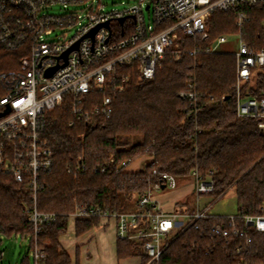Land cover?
<instances>
[{
    "label": "built area",
    "instance_id": "obj_1",
    "mask_svg": "<svg viewBox=\"0 0 264 264\" xmlns=\"http://www.w3.org/2000/svg\"><path fill=\"white\" fill-rule=\"evenodd\" d=\"M259 3L264 0H132L121 8L106 10L102 0H0V48L27 52L18 68L0 74V174L10 175L28 187L33 206L26 208L27 220L36 236L57 216L37 208L39 194L48 186L42 182L41 174L53 165V151L43 136L46 112L68 101L77 121L109 118L112 94L125 91L132 75L152 79L169 52L180 58L181 50H171L179 32L209 41L208 20L216 11H233L237 32L222 34L189 53L235 56L236 116L256 119L264 134V48L254 50L242 37L250 21L245 8ZM57 5L68 9L63 14L44 13ZM164 24L167 26L158 30ZM231 38L237 39L238 50L222 52L221 46ZM71 48L74 49L63 57ZM91 92L104 96L88 107L91 102L86 95ZM181 96L197 116L201 101L195 78L188 81ZM128 163L123 161L119 167L127 170ZM112 165L111 159L96 170L103 173ZM84 170L82 164L67 168L75 176ZM153 174L158 175V171L153 170ZM212 174L213 171L203 176L197 169L192 171V211L165 212L149 189L139 196L136 210L112 212L102 205H76L69 218L74 222L99 218L104 225L113 222L117 239L143 242L142 252L147 257L143 264H159L171 242L189 229L199 234V246L205 243L206 255L224 242L232 247L236 264H264L250 258L254 243L250 231L264 233V203L256 215L239 206L237 214H210L213 202L202 203V199L213 191ZM161 181L159 186L163 184L165 188L177 186L175 177L166 173L161 175ZM43 247L35 238L29 255L33 264H46Z\"/></svg>",
    "mask_w": 264,
    "mask_h": 264
},
{
    "label": "trees",
    "instance_id": "obj_2",
    "mask_svg": "<svg viewBox=\"0 0 264 264\" xmlns=\"http://www.w3.org/2000/svg\"><path fill=\"white\" fill-rule=\"evenodd\" d=\"M250 21L242 30L243 40L254 50L264 48V3L245 8ZM164 24L158 28L163 29ZM209 41L192 38L179 32L171 50H181L179 59L169 52L152 79H140L136 74L123 92L112 94L113 111L109 118L91 122L77 121L70 104L45 114L43 136L53 151L52 168L41 174L48 186L40 192L37 208L42 213L57 214L36 236L27 220L26 208L33 202L28 187L10 175L0 174V235L24 239L32 249L37 244L46 254V264H71L69 254L61 249L60 237L69 226L70 214L76 205L105 206L112 212L137 209L138 198L153 185L160 184L161 175L176 180H189L197 169L203 176L213 171V191L208 194L218 200L231 189L237 205L248 214L260 213L264 203V134L253 118L236 116V58L226 53L197 52L216 37L235 33L236 16L233 11H216L208 20ZM27 52L0 48V74L18 68ZM196 80V93L201 105L197 116L189 101L181 93L187 90L190 79ZM104 95L91 92L86 99L92 104ZM75 121L72 126L70 122ZM141 156H150L144 169L127 171L119 167L123 161L130 165ZM113 160V165L101 173L99 166ZM78 164L83 173H69L68 167ZM119 167V168H118ZM158 175L153 174V170ZM177 203V210L187 207ZM100 225V219L75 222L76 235H83ZM254 239L251 260L264 263V233L250 231ZM199 234L189 229L171 242L159 264H236L232 247L218 243L212 254L199 246ZM193 244L195 246L193 247ZM143 242L117 239V258L140 257ZM21 264H32L27 256Z\"/></svg>",
    "mask_w": 264,
    "mask_h": 264
},
{
    "label": "rangeland",
    "instance_id": "obj_3",
    "mask_svg": "<svg viewBox=\"0 0 264 264\" xmlns=\"http://www.w3.org/2000/svg\"><path fill=\"white\" fill-rule=\"evenodd\" d=\"M106 5V10H111L114 8H121L126 3L132 2V0H102ZM68 8L57 5L52 7L51 9L46 10L44 13L51 14H63L66 12ZM147 20L149 19L148 12H145ZM222 52L234 53L238 50V41L235 38H231L230 42L221 46ZM151 162L150 156H141L132 162L127 167V171H138L144 169ZM194 188V184L192 179L189 180H177V186L174 188L166 187L165 189H161L159 184L153 185L151 187V191L153 194L157 195V200L162 204L164 211L170 212L174 210L175 205L177 203H188L193 205L194 209V192L192 194V190ZM207 201H212L213 205L210 209V214L217 216H228L231 214L238 213V205L235 197V192L231 189L227 194H225L222 198L213 201L212 197H205L202 199V203H206ZM96 231V230H95ZM99 238V235L98 237ZM103 244L102 242H100ZM104 245V244H103ZM85 248V247H84ZM83 247H81L79 254L77 255L75 252V246L71 248L70 254L72 258V264H118L116 263V259L109 258L108 248L102 246L94 247V251H97V255L94 254L91 256L90 251H84ZM30 248L27 242L24 239L19 237L7 238L4 235H0V264H21L25 257H29ZM92 259V261H91ZM144 262L141 260V264ZM33 264V259H32ZM120 264H139V259L137 257L128 258L124 262H120Z\"/></svg>",
    "mask_w": 264,
    "mask_h": 264
},
{
    "label": "crops",
    "instance_id": "obj_4",
    "mask_svg": "<svg viewBox=\"0 0 264 264\" xmlns=\"http://www.w3.org/2000/svg\"><path fill=\"white\" fill-rule=\"evenodd\" d=\"M193 194V190L191 191ZM155 199H157V195L153 194ZM162 205V204H161ZM190 208H193V205H188ZM163 208V207H162ZM187 207H183L182 210H187ZM164 210V209H163ZM177 207L175 205L174 210L172 211H176ZM170 211V212H172ZM166 212V211H165ZM96 230V231H95ZM99 235V238H97ZM60 244H61V249L65 252H67L71 258V248H73V246H75V252L78 255L79 251L81 249V247H85L84 251H87L91 254V256H93L94 254L97 255V251H94V247L96 246H104L106 248H108L109 251V258L110 259H116V263L120 264V262H124L127 259H121L119 260L117 258V236H116V228L113 222H110L109 224H100L97 228L83 234L80 236L76 235V230H75V222L74 221H70L69 222V226H68V230L67 232L62 235L59 239ZM100 242H102L103 244H101ZM132 258V257H130ZM139 259V264H141V258L137 257ZM92 261V259H91ZM71 264H72V258H71Z\"/></svg>",
    "mask_w": 264,
    "mask_h": 264
},
{
    "label": "water",
    "instance_id": "obj_5",
    "mask_svg": "<svg viewBox=\"0 0 264 264\" xmlns=\"http://www.w3.org/2000/svg\"><path fill=\"white\" fill-rule=\"evenodd\" d=\"M123 21H124V19H121V22H123ZM106 26H108V24H106ZM99 27H100V26H99ZM99 27H97V28L94 30V32H95ZM94 32H93V33H94ZM76 47H77V45H76ZM72 49H74V48H71V49H69L68 51H66V52L64 53L63 57L66 58L67 55L69 54V52H70ZM64 65H66V63H65ZM58 68H59V66H57V67H55L54 69L50 70V71L47 73V75H48V76L52 75V73H54V71L57 70ZM160 187H161V189H165V185H163V184H162Z\"/></svg>",
    "mask_w": 264,
    "mask_h": 264
}]
</instances>
